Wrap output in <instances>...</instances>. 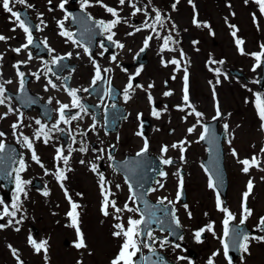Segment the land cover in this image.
Returning a JSON list of instances; mask_svg holds the SVG:
<instances>
[{
  "label": "rangeland",
  "instance_id": "obj_1",
  "mask_svg": "<svg viewBox=\"0 0 264 264\" xmlns=\"http://www.w3.org/2000/svg\"><path fill=\"white\" fill-rule=\"evenodd\" d=\"M93 1H104L106 6L118 10L122 18V38L126 45L142 47L147 36L152 37L147 44L152 48L153 69L159 73V77L153 76L156 87L153 102L161 99L163 93H157V89L161 88L165 94L168 91L171 93L167 99L166 96L163 98L170 103H176L177 109H181L177 115L168 116L169 112L165 107L160 108L153 128L147 136L139 134V137H136L131 133L132 136L127 129L121 134L128 139L132 138L130 141L134 146L133 151H141L147 140L150 151L160 159L173 158L170 157L172 155L182 160L179 167L166 166V175L160 176L150 198L153 201L174 203L185 234L177 244L170 242L161 247L160 242L165 240L167 234L154 231L151 238L147 235L152 249L160 251L174 261L183 257L181 263L190 261L191 253H195V261L207 263L211 260L213 264H231L224 250V220L227 216L219 211L218 193L215 188L209 187V175L203 166L207 149L199 138L204 133L205 124L210 121L219 120L220 129L224 128V124L228 125V137L224 143L228 195L226 200L219 195V200L223 207L232 212L235 217L232 221L241 224L243 194L247 190L248 181L251 180L253 189L247 201L251 215L244 223L251 229H259V220L264 217V120L260 117V111L264 109V90L258 87V80L264 56L259 60L256 56L264 52V13H261L255 0H247V3L245 0H191V3L189 0H179L178 3L176 0H125L124 4H120V0ZM151 2L152 6L149 4ZM174 3L175 9L172 7ZM133 4L141 11L135 12ZM154 9L167 17L160 23L159 38L157 33H152L153 29L145 26L146 22L154 23ZM132 17L139 19V25L129 26ZM194 20L199 22V27ZM142 24L143 27H140ZM229 25H234L235 28H230ZM137 28L141 30L136 31ZM233 32L236 33L235 36L232 35ZM169 35L171 39L168 48H164L163 38ZM237 39L243 41L239 48L235 43ZM196 41L198 43H194ZM173 59L180 62L176 71L169 62ZM209 61L223 63L210 64ZM257 64L259 67H256ZM185 69L188 75L187 103L183 100ZM214 69L219 70V75ZM230 69L242 72L248 81L231 75ZM13 75L12 70L0 71V79L4 78L3 81L7 80V76ZM168 80L171 86L169 90H165L164 82ZM4 86L12 91L19 88L17 81ZM135 91L141 92V88ZM145 101L148 102L147 98H143V102ZM187 107L191 109L190 115L186 113ZM9 108L12 110L9 111ZM192 108L202 114L201 118L192 112ZM19 122V111L6 98L5 104L0 105V132L5 134L0 137V142L19 141L16 130L14 134L12 128L13 124ZM173 128V135L168 137L167 132ZM190 128L193 129L191 132ZM165 138L169 141L174 139L173 145H177L176 148L168 147L166 154L162 152L165 146L163 143L167 141ZM21 151V161L25 167L21 170L19 165L16 177L19 176L20 180L29 185L34 180H39L43 187L39 189L28 186L26 195H18V202L4 199L5 191L0 187V224L8 225V221L12 220L11 225L0 228V264H20V261L23 264H112V261L118 258L126 240L123 233L119 237L113 235L114 232L121 231L115 225L122 224L127 230L130 227V218L140 219L138 211L125 209V205L137 209L125 179L109 170L108 166L95 172L89 166L88 170L86 162L83 160L84 163L81 164V159L76 158L69 168L62 163L58 166L66 177L61 181L57 179L56 170L51 167L57 150L38 147V158L45 167L31 159L24 143L21 144ZM252 157H256V164L249 168L248 173H244L240 161H251ZM91 160H95L93 153L89 154V161ZM178 168L186 171L182 178L187 190L185 203L178 201L181 180ZM101 175L104 177L105 191L100 187ZM16 190L17 187L12 195ZM45 192L48 194L45 195ZM105 192L109 200L107 216L103 214ZM113 201L116 207L124 210L116 213L112 207ZM72 203L77 205L75 225L68 215L72 210ZM13 204H17L18 211L12 207ZM5 207L9 211H15V216L4 215ZM209 225L211 231L208 230ZM17 228L19 231H16ZM202 229L205 238L197 241L195 233ZM139 237L140 235L134 237L138 243ZM254 237H264V233L249 237L247 251L242 249V255L235 264H264V240ZM81 238L85 247L77 248L76 244ZM30 240L37 244L46 242L45 247L37 252ZM144 245L142 250L146 253L149 248ZM12 249L17 251L19 261L12 254ZM121 264H124V261H121Z\"/></svg>",
  "mask_w": 264,
  "mask_h": 264
},
{
  "label": "flooded vegetation",
  "instance_id": "obj_2",
  "mask_svg": "<svg viewBox=\"0 0 264 264\" xmlns=\"http://www.w3.org/2000/svg\"><path fill=\"white\" fill-rule=\"evenodd\" d=\"M71 2L72 0H67V2L64 0H27V4L31 7L18 3L10 5L14 11L20 14L24 12L27 18L23 15L21 18L30 21L31 26L34 27V32L31 33L35 44L26 49L22 48V45L27 43L26 33L15 22V18L0 4V35L7 38L5 41H0V57H2L0 70L17 72L16 66L19 65V71L24 73V82H29L33 95L38 98V100L29 102L28 105L32 108L30 112L23 109L27 106L26 103L22 106L23 108L19 107L20 115L22 114L23 122L20 124L23 127V133H28L34 143L38 144L43 141V133H48V146L54 147L60 144L64 148H70L72 161L78 153L83 156L93 153L98 165L111 166L114 160H121L130 154L124 153L122 149L127 139H124L125 136L119 138L121 132H125L127 129L128 132L130 130L134 133L138 125L137 118H149L153 121V111L141 99L148 92L154 91L153 76H159V73L153 69L151 61L143 66L134 65L136 53L134 58L122 57L121 48L117 47V43H114L122 44L118 24L105 33L106 39L108 35L114 33L112 41L109 42L110 47H101L102 40L98 39L93 50L81 44L74 37L75 28L72 26L69 14L73 8ZM61 3H64L63 9L60 7ZM94 8L98 7L94 6ZM91 16L99 19L94 15ZM115 19L116 17L113 16L111 20L105 22L108 25ZM58 22L63 23V28L59 26ZM62 31L72 34L73 39L70 40L67 36L60 35ZM73 40L78 43H73ZM45 42L47 47H45ZM15 48H22V50L17 53L13 51ZM85 49L88 51L86 52ZM29 52L32 54L31 60L28 59ZM69 53H71L70 56ZM113 56L116 57L115 61L112 60ZM61 57L62 59H59ZM54 58L59 62L52 63ZM125 64L129 66L128 70ZM96 65L100 67L104 79L98 80L93 85ZM104 69L110 71L104 72ZM113 69H118L121 76H115ZM6 79L12 81L10 84L18 81L20 85L18 74L14 77L7 76ZM49 81L56 87L53 88ZM129 83L132 84L131 89H127ZM142 84L146 86L140 94L133 91L134 88L140 87ZM99 85L104 86L105 93L103 95L96 93V87ZM46 88L47 90H45ZM84 89H88V91H84ZM126 89L129 94L128 99H125L124 96ZM69 90L77 92V99L84 105V111L73 105ZM114 91L117 92V96ZM50 99L51 103H49ZM61 104L69 105V108L65 110L66 115L76 116L77 119L72 120L70 124L60 122L59 108ZM167 106L170 107L169 104ZM120 107L125 109L126 118L119 122L116 133L107 132V112L112 111L117 116L120 113ZM36 120H40L41 125H44L39 139H36V133L41 129V125H37ZM53 124H58V128L63 131H50ZM93 124L95 128L92 127ZM171 134L168 133L169 136ZM168 143L170 144L169 141ZM82 148L86 151H81ZM109 153H111V158H109Z\"/></svg>",
  "mask_w": 264,
  "mask_h": 264
},
{
  "label": "snow or ice",
  "instance_id": "obj_3",
  "mask_svg": "<svg viewBox=\"0 0 264 264\" xmlns=\"http://www.w3.org/2000/svg\"><path fill=\"white\" fill-rule=\"evenodd\" d=\"M64 2H67V0H64ZM124 2H125V0H120V4H124ZM176 2L178 3L179 0H176ZM245 2L247 3V0H245ZM255 2L260 6L261 13H264V0H255ZM13 3H18L20 5H25L27 7H31V5H28L27 4V0H0V4H2L3 9L5 11H7L8 13H10V15L12 17L15 18V22H17L18 23V26L26 33L27 43H25L24 45H22V48L23 49H26V48H28L30 45H32L34 43V41H33V35L31 33V31H30V28L27 26L26 21L21 18V14L19 12H17V11H14L13 8L10 6ZM189 3H191V0H189ZM84 6L85 7L87 6V0H84ZM60 7L63 9L64 8V3H61L60 4ZM105 7H106L107 11L109 13H111L112 16L117 17V19H115L114 21H112L108 25H105L104 21H98L97 22V26L103 28L105 31H109L116 24L120 23V20H119V17H118V13L113 8L107 7V6H105ZM132 7L135 8V12H140L141 11L140 8H136L135 4H133ZM172 7H173V9H175L176 4L174 3ZM193 7H195V5H193ZM153 11L156 12V15H155V18H154V23L153 24H148L146 22V25H145L146 27L151 28V29H155L156 23H161L162 24V16H161V13L158 10H156V9H154ZM145 14L147 15V13H145ZM41 22L43 23V21H41ZM58 23H59V26L61 28H63V23L62 22H58ZM194 23H196L198 27L200 26L199 22H197L195 20H194ZM204 26L205 27H208V25H204ZM173 27H175V26L173 25ZM229 27L230 28H235L234 25H229ZM12 30L15 31V29H12ZM140 30H141L140 28H137L136 29V31H140ZM129 34L131 35L133 33H129ZM60 35L67 36L68 39H70V40L73 39V35L70 34V33H66V32H63L62 31L60 33ZM113 35H114V33L112 35H108L107 39L109 41H112ZM232 35L235 36L236 33L233 32ZM157 36L159 38V34L158 33H157ZM6 39L7 38L5 36L0 35V41H5ZM151 39H152L151 36L147 37V39L145 41V47H147V41H150ZM170 39H171V36L170 35L168 37L163 38V47L164 48H168ZM73 43H78V42L75 41V40H73ZM114 43H117V47H120V48H123L124 47L123 44H119L118 42H114ZM194 43H198V41H196ZM235 43L237 44V46L239 48L240 45L243 44V41L240 40V39H237L235 41ZM45 47H47L46 42H45ZM101 47H103V45H101ZM22 48H15V49H13V51L19 53L22 50ZM262 48H264V45H262ZM49 50L52 51L51 49H49ZM85 51L87 52L88 50L85 49ZM142 51H143V49H142ZM240 51H241V53H243V49L242 48H240ZM68 55L70 56L71 53H69ZM181 55H183L182 52H181ZM261 56H264V52H262L260 55H257L256 56V59L259 60ZM0 59H2V57H0ZM28 59L29 60L32 59V54L30 52L28 54ZM59 59H62V57L59 58ZM115 59H116V57L113 56L112 57V60L115 61ZM58 62H59V60L56 59V58H54L53 61H52V63H54V64L55 63H58ZM169 62L172 63V64H175L177 66H179V63H180L179 61H177L175 59H173V60H171ZM21 63H26V62H21ZM93 63L95 64V61H93ZM209 63L210 64L223 63V61H219V62H217V61H209ZM16 67H17V74H18L19 80H20V90L23 91V86H24V73L19 71V65H17ZM256 67H259V64H257ZM103 71L104 72H108L110 70L109 69H104ZM214 71H216L217 72V75H219V70L218 69H214ZM253 71H255V67L253 68ZM102 79H104V77L101 74V69H100V67L98 65H96V67H95V75H94V79L92 81V84L95 85L98 80H102ZM183 79H184V96H183V100H184L185 103H187L188 100H189V97H188V87H187V83H188L187 69H185V76H184ZM5 83L10 84V83H12V81L9 80V81H6ZM217 83H219V80H217ZM49 84H51V86L53 88L56 87V85L53 84L51 81H49ZM131 88H132V84L129 83L127 85V89H131ZM127 89L124 92L125 99H128L129 98V94H128V90ZM45 90H47V88ZM84 91H88V89H84ZM213 91H215V89H213ZM5 92H6V89H5L4 84H0V105L5 104V100H6ZM170 94L171 93H166V95H170ZM69 95L72 97V103H73V105L75 107L80 108L82 111H84L85 110L84 109V105L81 104L79 102V100L77 99V92L75 90H69ZM149 99H151V97H149ZM49 103H51V99L49 100ZM189 107H191V105H189ZM68 108H69V105H67V104H61L60 105V108H59V121L60 122H63L64 124H70V122L72 120L77 119L76 116H67L66 115L65 110L68 109ZM11 110L12 109L9 108V111H11ZM192 112L195 113V115L198 118L202 115L201 113L197 112L195 110V108H192ZM153 114L154 115H159V113H155V112ZM6 115H7V113H5V116ZM219 115H220V112H219V107L217 105V117H219ZM260 117H261L262 120H264V109H262L260 111ZM19 119H20V123H22L23 122L22 121V114L20 115V118ZM20 123H17V124H13L12 125V128L14 130V134H15V130L20 126ZM35 123L37 125H41V121L40 120H36ZM92 127L95 128V125L93 124ZM43 128H44V125H41V129L36 133V139H39L40 138V135L43 132ZM227 128H228V125L227 124H224V129L227 130ZM52 130L63 131V129H59L58 128V124H53L52 125V129H50V131H52ZM192 130L193 129L190 128L189 129V132H191ZM208 131H209L208 128L205 127L204 128V133L201 134V136H200V139L201 140H204L206 138V136L208 134ZM137 134L139 135L140 133H137ZM4 135L5 134L3 132H0V137H3ZM43 135H44V143H48V140H49L48 133H43ZM23 141L27 145V147L32 150V159L34 161H36V163L40 164L41 162H40L39 158L36 156L35 150L33 149L32 141L27 136H24L23 137ZM172 147L173 148H176L177 145L174 144V145H172ZM4 150H5V145H4V143L0 142V152H3ZM181 150L184 151L183 148ZM81 151H86V149H83L82 148ZM101 151H103V150H101ZM147 151H148V143H147V140H145L143 149L141 150V152L137 153V155L138 156L143 155ZM167 151H168V148H167V146H165L162 149V152L166 154ZM262 151H264V149H262ZM233 155L234 156L236 155V153L234 151H233ZM98 158H102V157H98ZM109 158H111V153H109ZM56 159L57 160L63 159V162H64L65 165H67V163H68V157H64L62 155V149H57ZM161 162L163 164H165V165H171L173 163V161L171 159H162ZM80 163L83 164L84 161L81 160ZM240 163L243 166L242 167V171L244 173H248L249 172V168L251 166H253V165L256 164V157H252L251 158V161L249 159H243V160L240 161ZM20 167H21V170L24 169L25 166L23 164V161L20 162ZM41 167H43L42 164H41ZM91 168H92V171L95 172L97 170V165L93 164V165H91ZM205 171L208 172L209 170L207 168H205ZM46 174H47V172H46ZM161 175H166V174L165 173H161ZM56 176H57V179L58 180H61V181L64 178H66L64 176L63 171L62 170H59V169L57 170ZM16 180H17V189H18V191L22 192L23 191V189H22V182L20 181L19 176L16 177ZM61 187H63V184L62 183H61ZM100 187H101L102 191H105V183H104V177H103V175L100 176ZM117 187H119V185H117ZM161 187H163L162 184H161ZM209 187H211V188H215L216 187V183L212 179V176L211 175L209 176ZM129 188L131 190V185H129ZM180 188L181 189L183 188V179L182 178L180 180ZM252 189H253V183H252L251 180H249L248 183H247V190L243 194V205H242L243 215H242V219H241V224H243L244 221L247 219V217L251 215V210L247 207V201H248V196L251 193ZM153 191H155V189H153ZM44 194L47 195L48 193L45 192ZM25 195H26V193H25ZM135 195L136 194L133 192L132 193V196L134 197ZM69 200H71L70 197H69ZM163 202H164L163 200L160 201V203H163ZM169 203H172V202L169 201ZM108 204H109L108 194H107V192H105L104 201H103V214L105 216L108 215V211H107ZM217 204L219 206V211L225 213L226 216H227V218L224 220V236H225V238H228L229 237V223H230V221L234 220L235 217L233 216L232 212L229 209H227L226 207H223L221 205V202L219 200V194H217ZM12 207L14 209H16L17 211L19 210L17 204H13ZM112 207L114 208V210H115L116 213H119L122 210H124V209H121V208L116 207L114 201L112 202ZM185 207H187V206L185 205ZM71 208H72V210L68 213V215L72 219V224L75 225L76 224L75 210L77 208V205L75 203H72ZM125 209L127 211H139V208L132 209V208H128L127 205H125ZM3 213H4V215H8V216H11V217H14L15 214H16L15 211H9V209L7 207H5L3 209ZM189 215H191V213H189ZM0 218H2V217H0ZM116 218L119 219V216H117ZM16 223H20V221H16ZM144 223H145V220L142 217L139 220H137V219H131L130 218L129 219V225H130V227L127 230L124 229V226L122 224L115 225V227L121 229V231H116V232L113 233V235L119 237L123 233L124 237H126V240L122 244V250L118 254V258L117 259H114L112 261V264H121V261H124V264H133L132 257L136 255V252L137 251H139L138 241L135 240L134 237L135 236H138L140 234L139 231H138L139 230V226L142 225V224H144ZM176 223L178 225L179 224V221L177 220ZM11 224H12V220H9L8 221V225H11ZM8 225L0 224V228L6 227ZM208 230L211 231V225L208 226ZM259 230L260 231H264V217H261L260 220H259ZM16 231H19V228H17ZM77 231H79L78 228H77ZM202 231H203V229L200 230V231H197L195 233V239L197 241L200 240ZM147 235H148L149 238H151V236H152L151 232H149ZM232 239H233V243H234V246L235 247H237V248H243L244 251H247V241L249 240V236L248 235L242 234L240 232H237V233L234 234V236L232 237ZM254 239L264 240V237H254ZM241 242H243V243H241ZM30 243L33 244V246H34V248H35V250L37 252H40V250L42 248H44L45 247V244H46V242H44V244H37L33 240H30ZM160 243H161V247H163L165 244L168 243V241L167 240H163ZM144 246L145 247H150V245H147V244H145ZM76 247L77 248L85 247V244H84V241H83L82 238L80 239V242L76 244ZM228 247H229L228 244L225 243L224 244L225 255H227V253H228ZM130 249H131V251H129ZM12 254L14 256H16L17 260L19 261V256H17V251L15 249H12ZM181 259H183V257H181ZM20 264H23V262L20 261ZM209 264H212V261L211 260H209Z\"/></svg>",
  "mask_w": 264,
  "mask_h": 264
},
{
  "label": "water",
  "instance_id": "obj_4",
  "mask_svg": "<svg viewBox=\"0 0 264 264\" xmlns=\"http://www.w3.org/2000/svg\"><path fill=\"white\" fill-rule=\"evenodd\" d=\"M232 73L241 77L243 76L237 71H232ZM259 83L264 89V63L263 74ZM207 128L209 131L204 139V143L207 144L209 152L204 164L214 178L216 187L225 196L227 191V176L224 166L223 150V141L226 137L225 130L221 135L214 137L213 134H216L217 122L208 125ZM18 156L19 153L15 146L5 145V150L0 153V184H4L8 190H10L14 185L13 173L18 162ZM162 170V164L157 162L155 158H152L147 152H145L143 155L134 157L131 162H128L127 166H123L122 172L129 181L132 192L136 194V202L140 205L139 210L145 220V223L141 225L142 235L145 236L147 230L158 228L162 231H169L170 238L173 237L176 241L177 238L183 234V230L180 225H177L176 223L178 219L175 215V208L171 203L163 205L160 202L155 203L148 198V194ZM183 193L184 190L182 188L181 197L182 200L185 201ZM237 232L246 235L251 233L246 225L237 226L235 224H231L229 226V237L226 239V243L229 246L228 252L232 262L240 255L241 252V248L234 246L232 239L234 234ZM153 256H156L158 259L154 260ZM159 259H161V261H159ZM138 263L140 264V260H138L135 264ZM146 264L171 263L167 262L164 255L158 252H151L146 258Z\"/></svg>",
  "mask_w": 264,
  "mask_h": 264
}]
</instances>
